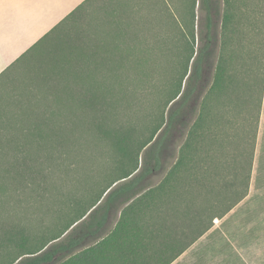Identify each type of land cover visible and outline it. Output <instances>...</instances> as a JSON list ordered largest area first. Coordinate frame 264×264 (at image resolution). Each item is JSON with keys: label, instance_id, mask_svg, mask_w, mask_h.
Here are the masks:
<instances>
[{"label": "trees", "instance_id": "trees-1", "mask_svg": "<svg viewBox=\"0 0 264 264\" xmlns=\"http://www.w3.org/2000/svg\"><path fill=\"white\" fill-rule=\"evenodd\" d=\"M263 95L264 0H84L0 73V264H170L247 197Z\"/></svg>", "mask_w": 264, "mask_h": 264}, {"label": "crops", "instance_id": "crops-1", "mask_svg": "<svg viewBox=\"0 0 264 264\" xmlns=\"http://www.w3.org/2000/svg\"><path fill=\"white\" fill-rule=\"evenodd\" d=\"M83 1L0 0V73ZM118 218L119 213L109 220L107 223L108 230L100 238L85 236L86 224L82 227L83 232L76 230L72 233L70 236L82 240L81 245L75 247L72 254L94 246L114 228ZM84 220L85 218L76 223L74 227L80 225ZM216 228L214 227L206 232L170 264H212L211 260L219 259L221 247H209L206 245L208 236ZM70 230L61 237L60 241H66L67 243L70 237ZM63 260V253L59 252L58 262Z\"/></svg>", "mask_w": 264, "mask_h": 264}, {"label": "rangeland", "instance_id": "rangeland-1", "mask_svg": "<svg viewBox=\"0 0 264 264\" xmlns=\"http://www.w3.org/2000/svg\"><path fill=\"white\" fill-rule=\"evenodd\" d=\"M175 158L169 161L166 168L173 164ZM158 180L159 178L156 179ZM16 203L14 201L13 204ZM43 214L35 211L30 215H26V212L17 213L22 222L29 218L31 238L33 234H41L40 228H45L44 231L48 232L61 221L54 219L50 214H45L46 217ZM214 227L217 228L208 236L206 245L221 247V254L219 259L211 260L212 264H264V95L248 195L222 219H215L212 228ZM44 231L43 240L46 234L47 237L50 234ZM60 239L46 247L61 242ZM20 251L18 247H14V252Z\"/></svg>", "mask_w": 264, "mask_h": 264}]
</instances>
